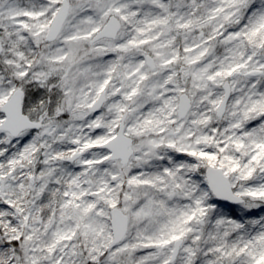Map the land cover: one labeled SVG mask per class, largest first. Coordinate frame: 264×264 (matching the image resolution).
I'll return each instance as SVG.
<instances>
[{
  "label": "snow or ice",
  "instance_id": "1",
  "mask_svg": "<svg viewBox=\"0 0 264 264\" xmlns=\"http://www.w3.org/2000/svg\"><path fill=\"white\" fill-rule=\"evenodd\" d=\"M0 264H264V0H0Z\"/></svg>",
  "mask_w": 264,
  "mask_h": 264
}]
</instances>
